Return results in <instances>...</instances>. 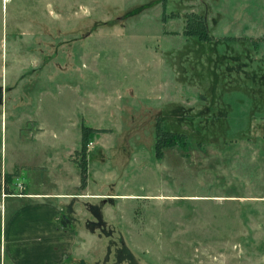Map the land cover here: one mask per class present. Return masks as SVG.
I'll return each instance as SVG.
<instances>
[{
	"label": "rangeland",
	"instance_id": "374dc122",
	"mask_svg": "<svg viewBox=\"0 0 264 264\" xmlns=\"http://www.w3.org/2000/svg\"><path fill=\"white\" fill-rule=\"evenodd\" d=\"M3 181L77 193L67 264H264V0H0Z\"/></svg>",
	"mask_w": 264,
	"mask_h": 264
},
{
	"label": "crops",
	"instance_id": "0c3cea01",
	"mask_svg": "<svg viewBox=\"0 0 264 264\" xmlns=\"http://www.w3.org/2000/svg\"><path fill=\"white\" fill-rule=\"evenodd\" d=\"M41 183H25V189L12 192L13 195L8 192L6 194L5 183H1L0 264H67L77 250L74 248L75 230L71 225L73 211L61 207L66 198L76 196L77 193L64 191V184L59 185L62 190L56 191L54 183V189L41 190ZM87 195L88 192L81 193L82 197ZM7 197L19 199L8 213ZM93 211L97 221L98 210L94 207ZM81 248L78 250L81 251Z\"/></svg>",
	"mask_w": 264,
	"mask_h": 264
},
{
	"label": "trees",
	"instance_id": "16d2710c",
	"mask_svg": "<svg viewBox=\"0 0 264 264\" xmlns=\"http://www.w3.org/2000/svg\"><path fill=\"white\" fill-rule=\"evenodd\" d=\"M184 34L187 36H195L198 40L203 41H212L214 35L209 32L207 24L204 19L198 17L196 14H190V17L187 18L186 28ZM88 131H82L81 138V155L82 159L78 161L79 166L81 167V181L82 185L86 182V169H87V160H86V145H87V136ZM187 144V135L183 131H175L169 128L163 127L161 122H157L155 129V155L157 157H162L164 150L169 147L181 146L185 147ZM6 175V174H5ZM7 177V176H6ZM6 187V183H5Z\"/></svg>",
	"mask_w": 264,
	"mask_h": 264
},
{
	"label": "built area",
	"instance_id": "2783aa9c",
	"mask_svg": "<svg viewBox=\"0 0 264 264\" xmlns=\"http://www.w3.org/2000/svg\"><path fill=\"white\" fill-rule=\"evenodd\" d=\"M18 187H20V188H18V189H20V190H23V189H24V187H23V185H22L21 182L18 183ZM19 195H21V194H19Z\"/></svg>",
	"mask_w": 264,
	"mask_h": 264
}]
</instances>
